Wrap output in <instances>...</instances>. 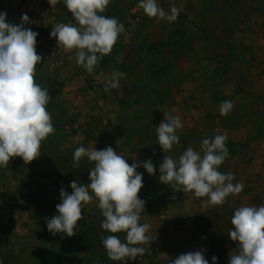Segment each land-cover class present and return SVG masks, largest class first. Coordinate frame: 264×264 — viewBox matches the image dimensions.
<instances>
[{"label":"rangeland","instance_id":"obj_1","mask_svg":"<svg viewBox=\"0 0 264 264\" xmlns=\"http://www.w3.org/2000/svg\"><path fill=\"white\" fill-rule=\"evenodd\" d=\"M139 2L111 0L103 15L118 18L125 32L93 73L77 65L74 52L60 48L52 61L37 66L41 86L45 83L57 97L64 85L72 91L68 100L54 104L57 111L51 114L58 132L43 141L41 156L28 164L15 157L7 168L0 167V264H121L110 260L103 246L101 237L112 233L101 227L98 201L84 205L74 236L48 231L45 218L59 214L60 189L71 194V181L91 182L94 162L83 157L77 164L73 159L80 146H111L129 164L141 163L137 171L144 187L138 196L146 203L140 223L151 225L153 241L142 245L147 250L143 256L127 264H171L198 250L207 259V245L214 255L217 237L223 246L233 245L217 256V264H229L238 247L228 235L238 203L211 206L207 198L174 192L159 181L166 155L178 159L189 146L202 151L205 138L227 136L230 155L219 171L234 173L233 183L245 185L239 196L230 197L239 198V206H248L249 200L252 206L264 205V0H157L166 12L173 4L180 9L172 23L149 18ZM45 3L56 24L75 23L63 0L54 7ZM0 12L16 25L26 14L30 22L25 27L40 33L41 25L20 3L6 8L0 0ZM41 40L38 35V54ZM114 71L125 76L119 88L106 93L104 81ZM225 100L234 107L221 116ZM164 112L179 116L183 124L177 130L180 143L169 153L156 134ZM148 160L155 175L143 167ZM116 235L126 240L125 233Z\"/></svg>","mask_w":264,"mask_h":264},{"label":"clouds","instance_id":"obj_2","mask_svg":"<svg viewBox=\"0 0 264 264\" xmlns=\"http://www.w3.org/2000/svg\"><path fill=\"white\" fill-rule=\"evenodd\" d=\"M54 7L59 0H48ZM111 0H63L75 23H59L50 33L56 38L58 47L66 53H75L76 63L89 74L99 62L109 55L125 26L116 17L103 15ZM138 7L149 18L176 21L180 9L173 4L170 13L157 0H140ZM19 25L7 22V13L0 12V167L7 168L9 162L20 157L28 164L41 156L43 141L55 134L52 114L48 104L53 100L49 90L36 81L37 66L43 57L37 53V37L25 25L30 22L24 14ZM125 73L114 71L104 81V91L120 87ZM234 105L222 101L220 115L227 116ZM165 113V119L156 127L157 141L165 153L180 143L177 130L183 127L179 116ZM227 136L217 134L201 142L200 151L189 146L178 159L166 155L159 168V181L170 185L174 192L193 193L197 198H207L211 206H223L229 196H239L243 183H233L232 172L223 173L219 168L229 157ZM83 157L94 162L89 173L90 183L80 185L73 180L69 194L60 189L61 203L56 205L58 215L45 218L48 231L72 237L76 234L78 221L83 219L84 205L98 201L104 217L101 227L111 235L101 237L110 260L127 264L146 253L142 245L149 244L151 225L140 223L145 210V201L138 194L144 187L143 175L137 171L140 162L129 164L127 158L118 154L111 146L102 150L77 147L73 154L75 163ZM150 175L156 174L151 160L143 162ZM173 199L175 196L172 197ZM232 230L228 232L232 241L238 242L236 252L230 255L229 264H264V205L240 206L231 218ZM125 233L122 241L117 233ZM218 258L212 257V264ZM171 264H209L203 251L181 254Z\"/></svg>","mask_w":264,"mask_h":264},{"label":"built area","instance_id":"obj_3","mask_svg":"<svg viewBox=\"0 0 264 264\" xmlns=\"http://www.w3.org/2000/svg\"><path fill=\"white\" fill-rule=\"evenodd\" d=\"M4 6L8 8L11 4L20 6L41 25L39 27V35L42 38L39 45V55L43 57V60L52 61L53 56L56 54L58 47L56 38L50 36L53 26L56 25L54 17L49 13V8L45 3V0H3Z\"/></svg>","mask_w":264,"mask_h":264},{"label":"crops","instance_id":"obj_4","mask_svg":"<svg viewBox=\"0 0 264 264\" xmlns=\"http://www.w3.org/2000/svg\"><path fill=\"white\" fill-rule=\"evenodd\" d=\"M67 83V82H66ZM41 85V84H40ZM43 86L42 87H45L46 88V86L47 85H45V83L44 84H42ZM51 85H52V83H51ZM62 91H63V95H60V97H57V95H55L54 93H53V91H49V94H50V96L51 97H53V100L50 102V104H48V106L49 105H51L52 106V108H51V106L50 107H48L47 106V108H48V111L50 112V113H52V112H56L57 110L55 109L54 110V104H56V103H58L57 102V100H59V102H61V103H63V102H65L66 100L65 99H69V94L71 93V91H72V87H70V86H68V85H64V86H62ZM58 131L56 130V132H55V134L57 133ZM55 134H53V135H50L48 138H47V140H52L56 135ZM198 151H200V150H198ZM200 152H202V151H200ZM14 177L16 178L17 177V175H14ZM13 182H15L14 180H12V183ZM9 183V182H8ZM7 183V184H8ZM11 183V182H10ZM9 183V184H10ZM247 199V198H246ZM246 199H244V200H246ZM243 200V201H244ZM228 201L229 202H232V201H234V203H238L237 205H238V207H240L239 205V202H241V200L238 198V199H233V198H231L230 196L228 197ZM247 204H248V206H252V204L254 205V202L251 200H249V202H247Z\"/></svg>","mask_w":264,"mask_h":264},{"label":"trees","instance_id":"obj_5","mask_svg":"<svg viewBox=\"0 0 264 264\" xmlns=\"http://www.w3.org/2000/svg\"><path fill=\"white\" fill-rule=\"evenodd\" d=\"M208 246V248H209V253H208V255H207V259L208 260H212V257L213 256H223L225 253H226V251L227 250H230L231 248H233V245H231V246H223L221 243H220V238L219 237H217V240H216V242H215V246H214V249H215V251L214 252H216L214 255H211L210 253V246L209 245H207ZM100 264H102V263H100ZM103 264H105V263H103ZM107 264V263H106Z\"/></svg>","mask_w":264,"mask_h":264}]
</instances>
